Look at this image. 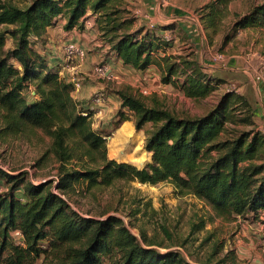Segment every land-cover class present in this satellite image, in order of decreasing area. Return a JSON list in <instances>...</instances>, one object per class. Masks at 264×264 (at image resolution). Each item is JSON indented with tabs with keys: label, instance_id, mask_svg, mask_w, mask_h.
<instances>
[{
	"label": "trees",
	"instance_id": "trees-1",
	"mask_svg": "<svg viewBox=\"0 0 264 264\" xmlns=\"http://www.w3.org/2000/svg\"><path fill=\"white\" fill-rule=\"evenodd\" d=\"M230 1L211 0L206 6L210 27ZM123 4L31 0L20 8L0 0V134L41 132L49 147L38 164L48 156L57 164L54 183H25L24 173L18 176L0 168V180L10 184L0 193V264H35L42 255L41 264H192L179 250L159 252L144 234L137 238L118 216L82 217L62 197L75 183L76 193L83 194L116 181L170 182L178 193L204 200L221 218H257L264 210V136L255 128L238 132L239 125L252 126L253 121L250 106L234 89L226 88L199 116L170 110L155 99L147 103L127 88L115 90L121 100L115 128L130 117L136 130L147 125L143 148L150 161L138 168L107 158L106 139L93 130L90 112L77 109L75 85L33 47L56 17H63L64 30L71 31L82 28L88 11L100 14L117 60L138 71L157 68L161 82L177 86L186 97L205 98L222 81L187 57L173 55L171 42L164 39L168 27L134 28L135 18L122 16ZM233 25L235 31L264 27V4ZM227 125L231 134L225 131ZM75 159L76 165L68 167Z\"/></svg>",
	"mask_w": 264,
	"mask_h": 264
},
{
	"label": "rangeland",
	"instance_id": "rangeland-1",
	"mask_svg": "<svg viewBox=\"0 0 264 264\" xmlns=\"http://www.w3.org/2000/svg\"><path fill=\"white\" fill-rule=\"evenodd\" d=\"M1 1H9L20 8L31 3V0ZM210 1L124 0L122 16L135 18L134 28L141 27L142 30L168 27L175 18L184 24L189 22L188 30H191L193 41L185 36L182 29L178 28L176 33L168 32L169 29L166 31V35L172 37L171 53L178 59L187 57L197 64L199 61L208 64L206 66L211 64L218 67L224 64L226 55L240 52L244 57L258 53L260 64L264 66V27L252 25L235 31L233 25L235 20L247 15L253 7L264 4V0H231L214 28L210 27L211 19L206 15V6ZM82 21V28L66 31L63 28L65 19L56 17L53 26L48 27L40 39L41 42L36 41L33 47L43 52L49 65L60 64L64 67L61 72H68L65 78L75 85L72 95L77 109L83 113L90 112L93 130L106 139L108 159L127 162L138 168L150 161V154L143 148L147 125L136 130L130 117L115 128L121 110V100L115 90L127 88L142 96L147 103L155 99L170 110L196 116L212 108L226 88L238 91L239 85L219 81L220 90L216 89L211 95L194 100L186 97L177 86L163 84L157 68L153 67L154 71L148 74L128 71L121 64L117 66L118 60L111 52L110 35L102 29L104 23L100 14L91 15L88 11ZM201 32L205 37L203 43L199 40ZM31 40L35 42L36 39ZM68 43H75L81 48L85 53L84 58L66 60L63 47ZM9 45L10 40H7L6 47ZM217 54H222L223 61L213 59ZM96 66H104L108 71L107 77L96 74ZM202 69L206 70L204 73L210 74L207 67ZM184 75L178 76L180 81H177V85L181 84ZM249 112L253 125H239L238 132L255 128L264 136L263 120L256 118L251 107ZM1 129L0 121V132ZM225 131L232 133L229 125ZM48 147L49 139L39 131L0 134L2 171L13 172L18 176L24 173L25 183H54L57 179V164L53 159L48 156L38 164ZM212 155L215 156V153ZM72 165H76V159L68 167ZM8 185L0 180L1 194L7 192ZM53 191L56 192L55 188ZM62 197L69 200L71 208L82 217H120L137 238L144 234L145 240L159 252L179 250L192 264H264V210L257 218L249 215L221 218L204 200L178 193L170 182L149 185L137 181H116L110 186L92 188L83 194L76 193L75 183L73 190ZM14 243L18 244L19 241L14 239ZM43 258V255L40 256L35 264H41ZM103 264H108L107 260Z\"/></svg>",
	"mask_w": 264,
	"mask_h": 264
},
{
	"label": "crops",
	"instance_id": "crops-1",
	"mask_svg": "<svg viewBox=\"0 0 264 264\" xmlns=\"http://www.w3.org/2000/svg\"><path fill=\"white\" fill-rule=\"evenodd\" d=\"M164 19H167V17H165ZM167 21L168 20H166V23ZM172 21L175 23L172 24L173 23L172 22L168 25V29H169L168 32L176 33L178 28L182 29L185 36L191 41H193L192 40L193 35L191 34V30L190 29L188 30V28L190 27L189 22H186L184 24V22H181L182 20H180L179 18H175V20ZM204 38L205 37L203 35V32H201L199 34V40L201 43H203ZM170 52H172L171 48H170ZM260 59L261 58L258 53L247 54L246 56L243 57L240 55V52H238V54H234L230 56L226 55V60H224V64L222 66L217 67V66H212L211 64L210 66H206L208 64H206L205 62H204L205 64H202L199 61L198 64L201 68L207 67L208 71L210 72V74L208 75L212 76L213 78H217L222 81H227L229 83L233 82L239 85L237 92L240 93L241 96L247 101L248 105L252 108L253 114L257 115L256 118L263 120L262 123L264 124V71H263V66H261L262 64H260L261 62ZM118 64H121L124 67V65L119 60L117 61V66ZM53 65L56 66L57 63H53ZM125 68L128 69V71L134 70L135 72L140 74L143 73L148 74L154 71L153 67H150L144 71H138L128 66H125ZM58 70H59V74L62 77L64 78L67 77L68 72H61V70H64V67L60 66V64L58 66ZM67 80L70 81L69 79Z\"/></svg>",
	"mask_w": 264,
	"mask_h": 264
},
{
	"label": "built area",
	"instance_id": "built-area-1",
	"mask_svg": "<svg viewBox=\"0 0 264 264\" xmlns=\"http://www.w3.org/2000/svg\"><path fill=\"white\" fill-rule=\"evenodd\" d=\"M164 39H165V41L170 42L172 40V37L170 38L169 35L165 34ZM63 52H64L66 60H69L72 58L82 59L85 56L84 51L81 48H79L75 43H68L66 46L63 47ZM222 58H223L222 54H217L213 57V59L216 61H221ZM263 69H264V66H263ZM94 71L96 74H99L100 76L108 75V71L106 70V68L104 66H96ZM233 89L234 88H230V90H233ZM97 100H99V98H97ZM0 168L2 170H4L1 166H0ZM16 234H18V233H16Z\"/></svg>",
	"mask_w": 264,
	"mask_h": 264
}]
</instances>
